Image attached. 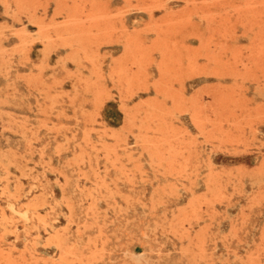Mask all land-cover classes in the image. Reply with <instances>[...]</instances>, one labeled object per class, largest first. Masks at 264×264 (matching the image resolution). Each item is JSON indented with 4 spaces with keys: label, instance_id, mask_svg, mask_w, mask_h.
I'll return each mask as SVG.
<instances>
[{
    "label": "rangeland",
    "instance_id": "374dc122",
    "mask_svg": "<svg viewBox=\"0 0 264 264\" xmlns=\"http://www.w3.org/2000/svg\"><path fill=\"white\" fill-rule=\"evenodd\" d=\"M0 264H264V0H0Z\"/></svg>",
    "mask_w": 264,
    "mask_h": 264
},
{
    "label": "bare ground",
    "instance_id": "6f19581e",
    "mask_svg": "<svg viewBox=\"0 0 264 264\" xmlns=\"http://www.w3.org/2000/svg\"><path fill=\"white\" fill-rule=\"evenodd\" d=\"M161 9H162V8H161ZM113 16H114V15H113ZM113 18H114V17H113ZM7 85H8V84H7ZM7 85H6V86H7ZM4 100H5V99H4ZM11 114H12V113H11ZM7 141H8V140H7ZM6 205H7V204H6ZM8 206H10V205H8ZM5 207H6V206H5ZM10 208L13 209L14 207L11 206ZM11 209H10V210H11ZM8 211H9V210H8ZM12 211H14V209H13ZM12 211H11V212H12ZM27 211H28V210H27ZM14 212H15V211H14ZM25 212H26V211H25ZM25 212H24V213H25ZM17 214H18V213H17ZM13 215H15V213H13ZM9 218H10V217H9ZM36 219H37V218H36ZM21 220L24 221V219H21ZM25 221H26V220H25ZM27 221H28V220H27ZM11 222H12V221H11ZM14 222H15V221H14ZM23 230H24V229H22V231H23ZM14 232H15V231H14ZM15 233H16V232H15ZM23 233H24V231H23ZM1 239H2V238H1ZM9 245H10V244H9ZM7 250H8V249H7ZM8 251H9V250H8ZM5 252H6V251H5ZM6 253H7V252H6Z\"/></svg>",
    "mask_w": 264,
    "mask_h": 264
}]
</instances>
